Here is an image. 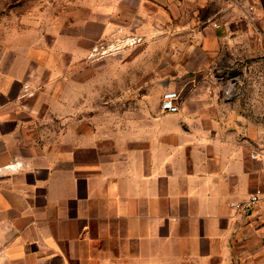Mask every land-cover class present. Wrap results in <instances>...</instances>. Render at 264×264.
Returning <instances> with one entry per match:
<instances>
[{"label": "crops", "instance_id": "1", "mask_svg": "<svg viewBox=\"0 0 264 264\" xmlns=\"http://www.w3.org/2000/svg\"><path fill=\"white\" fill-rule=\"evenodd\" d=\"M195 17L204 25L190 36L212 57L259 48L264 0H220ZM34 37L0 21V54L13 55L0 61V264H264V121L232 95L241 78L184 73L179 111L160 101L138 136L104 137L97 118L84 121L83 94L69 108L68 96L50 107L52 95L34 92ZM252 193V211L229 206Z\"/></svg>", "mask_w": 264, "mask_h": 264}, {"label": "rangeland", "instance_id": "2", "mask_svg": "<svg viewBox=\"0 0 264 264\" xmlns=\"http://www.w3.org/2000/svg\"><path fill=\"white\" fill-rule=\"evenodd\" d=\"M110 1L94 5L88 16L76 9V0H0L5 26L35 30L36 62L29 73L34 92L53 96L46 105L68 96L69 108H74L70 96L83 94L84 121L97 118L102 136L107 132L138 136L144 110L157 109L165 91L177 89L182 95L189 91L184 73L197 72L203 80L212 72L219 82L241 78L232 95L264 121V33L253 53L231 49L212 57L190 32L204 25L195 23L194 16L216 13L220 0H175L171 9L168 4L157 8L150 0ZM77 15L90 20L77 21ZM3 39L12 40L6 34ZM21 40L32 43V38ZM12 56L9 51L0 54L5 69Z\"/></svg>", "mask_w": 264, "mask_h": 264}, {"label": "built area", "instance_id": "3", "mask_svg": "<svg viewBox=\"0 0 264 264\" xmlns=\"http://www.w3.org/2000/svg\"><path fill=\"white\" fill-rule=\"evenodd\" d=\"M179 92L177 90H167L162 95L161 107L165 111L177 112L180 110L179 104ZM263 156V152L251 153V157L257 158ZM261 196L259 193H252L249 197L242 201H233L229 203V206L237 211L248 213L252 211L260 202Z\"/></svg>", "mask_w": 264, "mask_h": 264}]
</instances>
